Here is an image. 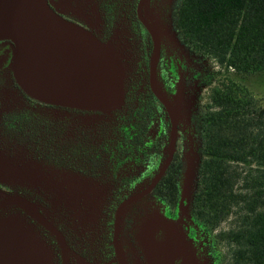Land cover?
Segmentation results:
<instances>
[{
    "label": "flooded vegetation",
    "instance_id": "af4514ba",
    "mask_svg": "<svg viewBox=\"0 0 264 264\" xmlns=\"http://www.w3.org/2000/svg\"><path fill=\"white\" fill-rule=\"evenodd\" d=\"M47 1L56 13L100 39L118 37L123 41L131 63L125 103L105 112L31 97L14 77L12 42L0 40L1 146H8V155L36 156L60 168L64 176L69 173L91 182L77 188L63 184L61 195L40 187L0 184V191L18 193L30 201L24 208L13 205L3 213L26 219L36 234L41 253L50 256L51 264H151L142 243L149 202L164 205L171 219L182 217L183 230L198 246L203 230L191 209L192 221L179 216L178 207L165 200L162 192L173 189L171 184H163V179L171 169L175 174L179 165L181 187L187 167L183 148L189 153L188 160H201L198 113L203 104L194 100L189 114L187 109L195 92L207 87L209 94L210 61L190 51L177 35L178 48H171V43L165 47L161 39L153 77L170 105L179 104L174 123L152 86L151 58L155 47L139 17L140 0ZM174 1L149 0L142 8V16L153 24L154 9L160 7L174 31ZM173 130L175 145L165 173L148 194L119 213L124 200L147 188L166 161ZM158 236L164 238L161 231Z\"/></svg>",
    "mask_w": 264,
    "mask_h": 264
},
{
    "label": "trees",
    "instance_id": "16d2710c",
    "mask_svg": "<svg viewBox=\"0 0 264 264\" xmlns=\"http://www.w3.org/2000/svg\"><path fill=\"white\" fill-rule=\"evenodd\" d=\"M173 26L218 67L198 113L194 220L213 236L214 264H264V94L249 86L264 74V0H175ZM172 170L163 184L173 189L162 195L177 208L182 168Z\"/></svg>",
    "mask_w": 264,
    "mask_h": 264
},
{
    "label": "water",
    "instance_id": "95a60500",
    "mask_svg": "<svg viewBox=\"0 0 264 264\" xmlns=\"http://www.w3.org/2000/svg\"><path fill=\"white\" fill-rule=\"evenodd\" d=\"M149 0H140L139 17L154 42L151 58L152 86L164 102L171 119L176 123L179 104L175 107L162 96L153 75L160 52L161 34L156 22L149 23L142 16V8ZM13 45L12 71L17 83L31 97L40 101L85 109L110 112L125 103L128 61L126 47L118 37L102 40L91 31L58 13L47 0H0V40ZM173 130L169 156L152 182L140 193L132 194L119 207V213L129 204L148 194L165 173L173 155ZM0 147L2 152L8 150ZM27 165L11 167L8 177L40 187L56 195L62 193V183L54 178L62 176L59 169L31 157ZM36 165L37 167H29ZM185 184L180 192L179 216H190V186L195 167L188 164ZM1 179V178H0ZM25 184V183H24ZM30 201L21 194L0 191V264H51L50 256L42 254L36 234L22 216H6L3 211L13 205L26 207ZM183 218L146 219L142 243L151 264H205L198 250L182 228ZM162 232L164 238L158 236ZM16 248V249H15Z\"/></svg>",
    "mask_w": 264,
    "mask_h": 264
},
{
    "label": "rangeland",
    "instance_id": "374dc122",
    "mask_svg": "<svg viewBox=\"0 0 264 264\" xmlns=\"http://www.w3.org/2000/svg\"><path fill=\"white\" fill-rule=\"evenodd\" d=\"M164 1H165V3L171 2V0H164ZM153 16H154L153 20L158 24L160 34H161V39H162L165 47H167V45H169V43H171L173 46L171 48H173V49L178 48V46H179L178 39H177L176 34L174 33V31L170 25L169 18L166 16V14H164L163 10H161L160 7H156V9H154V15ZM101 19H102V17H101ZM180 50H181V52H183L182 51L183 49H180ZM134 60L135 59H133V61ZM208 65H209V67H211L210 72L212 70L218 69V67L214 63L209 62ZM130 71H131V63L128 61V71H127L126 84H127V81L129 80V72ZM251 78H252L251 82H250L251 84H249L250 88H252L253 91H255L258 94H260V93L264 94V74L263 75H257L255 77H251ZM207 94H208L207 87H204L200 91L195 92L193 95V99L189 102L190 105L188 106L187 114H189L190 108L193 104L192 101L194 103H195V101H197L198 105L199 104L202 105L205 102H207ZM2 148L5 150H8L7 145L3 146ZM183 149L184 150H182V155H183V158H185L187 160V166H188V164H191L193 167H195V172H196V167H197L199 157L196 158L197 161H195V162H193V159L188 160V158L190 157L189 153L185 152L186 148H183ZM1 150L2 149L0 147V178H1L0 184L7 185V186H15V185L31 186L27 182H24L25 183L24 184V183H22L23 181H21V180H15V179L8 177V175H9L8 172L10 170H12L11 167H14V166L18 167V165H27V164H29L28 162L30 161L31 157H34V158H37V157L36 156H22V155L21 156H19V155L11 156V155H8L6 152H2L3 150L2 151ZM184 154L186 156H184ZM39 161L43 162L44 164L53 166V167H48L47 169H59L61 171L60 168H56L54 165L48 163L47 161H45L43 159H41ZM29 167H37V166L31 165ZM184 178H185V174L183 173V176L181 179V189H182V186H184V184H185ZM54 179L59 180V183L60 184L62 183V185L63 184L74 185V188H77V186L79 184L83 185V183L85 185L91 184V182L86 181L87 179L85 180V179H82L81 177H77V176H74L73 174H69V173H67V176L62 175L59 178H54ZM194 182H195V178H193V180L191 182L192 183L190 186V193L191 194H192L193 189H194ZM153 203L150 204V202H149L146 204V206L148 207V210L145 211V213H146L145 220L148 218L152 219L155 217H160L164 221L165 220H167V221L172 220L167 215V210H166V207L164 205L153 204ZM131 206H129L126 210L130 209ZM189 213H190V216L188 218H190V220L192 221V216H191V212H190V205H189ZM12 216L17 217L19 215L14 214ZM20 216H22V215H20ZM202 230H203L202 236L198 239L199 241L197 242L198 246L195 245L196 249L198 250V254L205 264H214L212 257H211V249H212L211 245H212L213 236L211 234H209L208 232L204 231V229H202Z\"/></svg>",
    "mask_w": 264,
    "mask_h": 264
},
{
    "label": "bare ground",
    "instance_id": "6f19581e",
    "mask_svg": "<svg viewBox=\"0 0 264 264\" xmlns=\"http://www.w3.org/2000/svg\"><path fill=\"white\" fill-rule=\"evenodd\" d=\"M34 213V212H33Z\"/></svg>",
    "mask_w": 264,
    "mask_h": 264
}]
</instances>
